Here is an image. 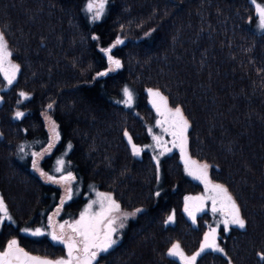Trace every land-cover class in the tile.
I'll list each match as a JSON object with an SVG mask.
<instances>
[{"label": "trees", "instance_id": "obj_1", "mask_svg": "<svg viewBox=\"0 0 264 264\" xmlns=\"http://www.w3.org/2000/svg\"><path fill=\"white\" fill-rule=\"evenodd\" d=\"M88 2L0 0V32L20 65L11 86L0 74V196L12 217L0 225V250L16 238L31 254L66 255L47 234L61 189L32 169L33 153L50 142L46 108L60 140L39 165L50 172L63 157L80 189L62 215L77 217L91 188L111 193L124 211L143 209L99 264H179L167 255L173 243L187 254L198 249L207 215L194 224L184 198L203 187L186 176L178 152L161 157L157 169L152 153L133 155L124 135L149 143L153 88L181 107L190 155L212 166L211 178L228 188L246 221L221 239L223 253L205 252L196 264H264L257 255L264 253V31L252 0H107L98 20ZM117 38L123 43L110 55L121 67L98 76L110 65L101 49Z\"/></svg>", "mask_w": 264, "mask_h": 264}, {"label": "snow or ice", "instance_id": "obj_2", "mask_svg": "<svg viewBox=\"0 0 264 264\" xmlns=\"http://www.w3.org/2000/svg\"><path fill=\"white\" fill-rule=\"evenodd\" d=\"M106 0H89L87 4V11L93 13V19L98 20L104 10ZM255 5V10L259 19V28L264 30V6L257 3V0H252ZM97 39V37H93ZM123 41L117 38L115 43L101 51L108 54V61L110 65L115 68L121 67V62L114 59L110 55L112 47L122 44ZM13 53L9 50L8 43L5 39L3 32H0V74L3 75L4 80L11 86L16 80L17 74L20 72V65L12 62ZM112 69L110 68L109 71ZM107 72H100L98 76H105ZM149 96L152 97V106L156 109L158 115L162 118L157 120V126L161 127L163 132L172 137L170 141L172 148H178L180 151L181 159L184 163V169L187 175L193 177L195 180L200 181L204 185L206 195L201 196H186L184 198L185 206L184 212L187 213L189 218L195 224L197 213L205 210L207 201H211V212L213 214L219 213L223 219L221 223L224 225V231L229 230L230 225H234L239 229L246 227V221L241 216L240 207L236 200L233 198L228 188L223 184L214 183L209 179L207 163H200L192 159L188 154V129L190 123L185 117L181 107L177 106L171 108L168 105V98L163 96L159 90L148 89ZM124 96L126 97L125 103L131 106L133 101V93L125 87L123 89ZM19 96L23 99H28V95L20 92ZM49 108L52 105H48ZM24 113L17 111L15 116L17 119L23 117ZM57 126L54 121L51 122V131L53 138L58 140L59 133L56 130ZM151 133V129H149ZM124 135L128 138L129 143L132 145V153L139 156L141 148L132 143V138L127 132ZM152 139L155 141L156 146L163 150L159 153L163 156L166 152H171L172 148H168V141H164L159 135H153ZM53 147L52 144L49 148ZM151 147V146H148ZM23 151V148H21ZM40 153H33V156H39ZM156 159L157 169L159 168V158ZM57 171H63L64 161H57ZM33 167H36L35 161ZM42 176L47 174L41 172ZM48 180L59 183L61 181L68 182L74 179L69 172L66 176H62L59 181L54 177L48 176ZM71 188L67 189V198L71 199ZM97 199L89 203L85 209L80 213L78 219L69 222L65 220L62 223H57L54 219L58 216L64 201H61V206L57 208L53 216L49 217V227L51 231L47 234L55 242L63 244L67 249V256L58 259H49L45 257L31 255L23 247L20 246L16 238L7 241L3 250H0V264H98V257L102 253H107L114 245L118 243L117 236L120 229L125 227V222L130 216H135L137 213L143 211L137 208L134 212H124L121 210V205L113 198L110 193L97 192ZM159 195V192L156 193ZM99 205L98 210L93 211V206ZM12 217L8 214L7 205L2 196H0V225L5 221H11ZM175 220V213L170 214L165 220L166 224H171ZM22 231L31 236H43L45 232L37 228L31 230L28 228ZM206 250L223 253L224 249L218 243L217 229L210 227L204 233L203 240L200 245L199 251L191 256L185 255L180 244L173 243L169 248L167 255L170 257H178L181 264H196L197 258ZM259 259L264 261V253H257ZM230 264V262H229Z\"/></svg>", "mask_w": 264, "mask_h": 264}, {"label": "rangeland", "instance_id": "obj_3", "mask_svg": "<svg viewBox=\"0 0 264 264\" xmlns=\"http://www.w3.org/2000/svg\"><path fill=\"white\" fill-rule=\"evenodd\" d=\"M106 1H107V0H106ZM105 3H106V2H105ZM257 3H260V2L257 1ZM260 4H261L262 6H264V4H262V3H260ZM104 8H105V7H104ZM256 29L259 30V31H264V30H261V29L259 28V19H258V15H257V20H256ZM9 50H10V49H9ZM11 59H12V57H11ZM12 62H13V60H12ZM13 63H14V62H13ZM112 66H113V65H109L108 69H107L106 71H104V72H107ZM17 76H18V75H17ZM16 78H17V77H16ZM152 89H153V88H152ZM153 90H156V89H153ZM147 92H148V91H147ZM160 92H161V91H160ZM161 94H162L163 96H165L164 93L161 92ZM148 96H149V93H148ZM165 97H166V96H165ZM21 100H22V98H21ZM151 100H152V97L149 96L150 107H151L152 112L154 113V115H153L151 121L147 123V124H148V134L150 135V141H149L148 144H144V146H139V145H137V146L141 148V152L144 151V149H148V150L152 153V155H153L154 157H158L159 159H160L161 157H163L164 155H166V154H168V153H172V152H178V155H180V151H179L178 148H172V145H171V143H170V141L172 140V137L169 136L168 134L164 133L161 127L157 126V123H156L157 120H160V119H162V118L158 115V113L156 112V109L152 106ZM132 105H133V103L131 104V106H132ZM168 105H169V107H171L170 104H169V101H168ZM131 106H130V107H131ZM175 107H177V106H175ZM175 107H171V108H175ZM20 112H22V111H20ZM23 113H24V112H23ZM42 117L44 118V121H45V124H46V128H48V130H49V135H50V138H49V139H50V142L48 143V145L46 146V148L43 149V151L39 152L41 155H39V156H35V157H34L33 162L35 161L36 167H33V165H32V169H33V172H35L36 174H38V175H39L44 181H46V182H50V183H53V184H55L56 186L60 187V189H61L62 196H61V198H60V202H59L58 207L61 206V201H62V200L64 201V204H63V207L61 208V211H60L59 215L54 217L55 221H56L57 223H62V222H64L65 220H67V221H69V222H72V221H74V220H76V219L79 218L80 213L85 209V207H86L89 203H91L93 200H96V199H97V195H96L97 192H103V193H109V192H106V191H99V190H97V189H95V188H91V189H89V190L84 194V197H87V198H86V202H85V204H84V206H83L81 212L79 213V215H78L77 217H72V216L69 217V216H63V215H62L61 212L63 211V208H64L65 203L70 202L71 199H73L75 196H77V195L79 194L78 191H80V189H79V188L74 189V187H73V183H74L75 177H74L73 172H71V171H69V172H70V173L72 174V176L74 177V179L71 180V181H68V182H63V181H61V182H59V183H56V182H52V181L48 180L47 177H48V176H52V177L55 178V180L59 181L60 178H61L62 176H66V175L69 173V172L65 171V169H66V160H64L63 157H59V158L56 160V163H55L54 166L51 168V169H52V170L50 171L51 173L48 172V170H47L46 168H43L42 166L39 165V164H40V160H41L42 158H44L45 156H47V154H49V153L52 151V149L54 148V146H55V145L57 144V142L60 140V139L56 140V139L53 138V133H52V131H51V122H52V121L55 122V120H54L53 117L50 116L49 111H48V108L45 109V111H44L43 114H42ZM55 124H56V126H57V123H56V122H55ZM149 129H151V133L149 132ZM56 130H57V132L59 133L58 126H57ZM153 135H159V136H161V137L163 138L164 141H168L169 143L167 144V147H168V148H172V151H171V152H166L163 156H160L159 153H160L163 149L160 148V147H158V146H156L155 141L152 139ZM132 143L135 144L133 141H132ZM50 144H52L53 147L49 148V145H50ZM129 144H130V143H129ZM135 145H136V144H135ZM130 146L132 147L131 144H130ZM148 146H151V147H148ZM140 154H141V153H140ZM188 154H189V156H190L192 159H194V160H196V161H198V162H200V163H204L203 161H200V160H197V159L193 158L192 155H190V153H189V148H188ZM61 159L64 161V168H63V171H57V170H56L57 167H58V165H57V161H58V160H61ZM180 160H181V162H182V166H184L183 160L181 159V155H180ZM154 161H155V163H156V159H154ZM209 166H210V167H209V170H208L209 179H211L214 183H217V182H215V181L211 178V176H210V170H211V167H212V166H211V165H209ZM41 172H44V173H46L47 175H46V176H42V175H41ZM184 172H185V169H184ZM185 174H186L187 177L192 178L194 181H196V182H198L199 184H201V187H203L202 190L200 191V193H198V194H190V195H187V196H201V195H206V193H205V189H204V185H203L200 181L195 180L193 177L187 175L186 172H185ZM68 188H71V190H72V191H71V199H68V198H67V195H68V193H67V189H68ZM77 190H78V191H77ZM110 194H111V193H110ZM111 195H112V194H111ZM233 198H234V197H233ZM58 207H57V208H58ZM98 207H99V205H94V206H93V211L98 210ZM210 207H211V201H207L206 204H205V210H204L203 212H199V213H197V217H200V216L203 215V214H206V215H207V220H206L207 223H205V224H206V225H205V227H206V228H205V230H206L205 232H207V231L209 230L210 227L216 228V229H217V236H218V243H219L220 247L222 248V240H221V239H223L224 235H225L226 233H229L232 229H234V228H238V227H236V226H234V225H230V226H229V230H228V231H224V225L221 223L223 217H222L219 213L213 214V213L211 212V208H210ZM57 208H56L52 213L49 214V215H50L49 217L53 216V214L56 212ZM121 210H122V209H121ZM122 211H124V210H122ZM124 212H127V211L125 210ZM129 213H131V212H129ZM131 217H132V216H130L129 218H131ZM188 217H189V216H188ZM197 217H196V218H197ZM129 218H128V219H129ZM189 219H190V218H189ZM190 220H191V219H190ZM126 222H127V221H126ZM126 222H125V225H126ZM48 226H49V218H48ZM40 229H41V228H40ZM42 230H43V229H42ZM43 231L46 232V230H43ZM50 231H51V228H50ZM50 231H49V232H50ZM121 232H122V229H120L119 232H118V234H117V236L114 237V238H117L118 241H119V239H120V237H121V235H122ZM49 236H50V235H49ZM50 237H51V236H50ZM203 237H204V234H203V236H202V240H203ZM202 240H201V242H202ZM57 243H58V242H57ZM200 245H201V243H200ZM114 246H115V245H114ZM114 246H113V247H114ZM199 249H200V246H199L198 249H197L196 251H194L192 254H187V253H185V255H187V256H191V255L195 254L197 251H199ZM205 252H212V253H214V251H212V250H206ZM205 252H204V253H205ZM30 254H31V253H30ZM31 255H34V254H31ZM202 255H203V253H202L200 256H202ZM35 256H37V255H35ZM66 256H67V251H66V255H64V256H62V257H65V258H66ZM200 256H199V257H200ZM40 257H42V256H40ZM199 257H198V258H199ZM45 258H47V257H45ZM59 258H61V257H59ZM172 258L176 259L177 262H178L179 264H181V261L179 260L178 257H172ZM198 258H197V259H198ZM49 259H58V258H49ZM98 264H99V263H98Z\"/></svg>", "mask_w": 264, "mask_h": 264}, {"label": "water", "instance_id": "obj_4", "mask_svg": "<svg viewBox=\"0 0 264 264\" xmlns=\"http://www.w3.org/2000/svg\"><path fill=\"white\" fill-rule=\"evenodd\" d=\"M211 208V207H210ZM21 246V245H20ZM22 247V246H21ZM26 250V249H25ZM27 251V250H26ZM28 252V251H27Z\"/></svg>", "mask_w": 264, "mask_h": 264}]
</instances>
